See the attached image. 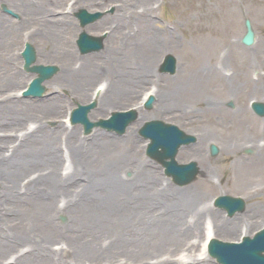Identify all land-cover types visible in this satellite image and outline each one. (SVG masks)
<instances>
[{"label":"bare ground","instance_id":"obj_1","mask_svg":"<svg viewBox=\"0 0 264 264\" xmlns=\"http://www.w3.org/2000/svg\"><path fill=\"white\" fill-rule=\"evenodd\" d=\"M90 1L97 3L100 0ZM237 2L239 1H204L200 5L202 11L198 10L199 13L195 15L190 14L184 21L185 23L198 24L201 17H204L205 19L200 24L209 25L213 28V34L199 33L195 35L194 43L192 42L193 45H191L187 38L183 41L177 38L175 31L180 22L173 24V27L165 26L162 29V34L153 28L156 23L152 14L154 6L151 0H140L137 6H131V3L123 0L120 9L117 7L112 14L119 22L111 29L105 47L106 56L104 58L110 60V67L97 69L106 74L110 81L98 98L97 109H92L90 114L95 115L97 112L107 111L133 96L138 83L144 80L141 74L147 71L145 66H147L148 59L157 62L156 59L160 52L165 49L178 48L180 67L174 75L167 78V82L163 86H159L154 92L155 96L161 93V103L157 105L155 111L163 114L168 109L172 112L180 109L181 116L185 117L190 112H194L193 102H196L203 103V111L212 116L220 113L228 115L230 117L228 128H231L229 131L231 137L221 142L223 154L229 155L236 152L240 145L245 146L248 143L256 145V153L251 155L249 161L245 156H239L233 161V170L236 174L242 170L243 172L252 169L264 171V141L259 145L254 142L252 136L245 132L249 129H255V132L263 133L264 131L258 121L250 118L244 108H235L233 112H230L227 107H224L225 110L222 109L216 100L203 101L206 97L204 96L205 92L214 94H225L229 93L230 90H237L238 92L242 88L248 90L255 83L264 81V74H260L257 80L254 79L253 70L256 66L255 63L250 62V52L241 49L233 38L232 22L226 15L230 12L228 8L231 7V4ZM225 4L228 5L227 9L224 7ZM109 16V13L105 14L101 21L98 20L99 22H95L94 25L103 23ZM60 18L61 23L65 24H61L59 29L63 41L68 37L69 31L75 32L76 27L73 26L76 25L67 20L66 16L54 17L55 20H60ZM123 21H132L141 28L142 40H144L142 45L134 44V47H132L133 44L129 45L127 51L119 50V47L115 46L112 39L116 37V34L117 37H119L118 34H121L120 24ZM133 33L132 30L126 32L129 37L131 36L129 39H132ZM261 45L262 48L256 53V56H264V39ZM60 46L63 48L60 49V52L64 60L73 57L75 53L70 43L67 42L64 45L61 43ZM46 50H41V55L48 54V50ZM227 60H229L231 69L229 73H227L229 70L226 64ZM75 80H71V82L76 88L79 79ZM80 90L86 91L85 86L77 91ZM150 91L152 92V90H148V92ZM65 100L64 97L53 94L50 102L53 103L55 109L58 107L61 109ZM86 100L87 98L84 101ZM26 105L30 108H25ZM25 109L29 112L33 110L37 115L46 113L45 109H35L33 103L22 104L19 97L14 99L9 95L7 98L1 99L0 126L2 128L21 126V121L25 117L23 113ZM141 109L143 108L139 106V118L127 128L122 138L114 134L111 138L105 131L93 129V139L92 142H88V146L76 137L74 129L68 130L66 128H63L66 134V146H62L64 142L61 137L57 136V131L62 129L59 125L56 127L57 129L51 130L41 123L30 135H27L25 142L13 140L11 133L7 131L8 128L0 129L5 130L4 134H0V193H6L7 196L6 189H15L16 186L20 188V185H24L21 189L22 192H20V198L25 196V198L30 199V203H27L29 206L38 202L42 206L41 211L35 217L29 218L28 216L12 223H2L8 219L1 213L9 207L1 200L0 252H5L13 247L17 238L22 239L19 236L23 235H25L23 238L36 237V239L39 238L40 242H43L46 226L32 228L33 224L36 225V222L43 224L52 217L54 212H67L69 208H72L69 204L78 202L75 200L76 198H73V194L76 193L74 190L77 191L78 189H76L77 186L72 189L71 185L80 179L87 180L81 192L85 190L83 192L85 203L83 204H85L84 209L90 217L85 215L81 220L82 230L77 233L79 241L71 240L76 252L79 249L85 250L86 241L94 244V253L106 251L105 253L109 256H119L118 252H125L126 256L123 257L121 264H212L211 258L206 252L208 238L216 236V233L233 234L237 228L240 231L239 235L242 234V230H245L246 233L249 232L248 220V223L241 226L240 222L237 223L238 216L224 218L203 200L217 188V183L210 174V165L209 167L205 165L207 149L201 142L207 140L208 134H205L204 130L199 134L197 133L200 135V142L180 147L177 154L179 158L190 155L200 158L201 164L200 162L199 164L203 170L201 174H204V177L198 181V184L203 190H198L197 186L173 188L169 179L164 180L161 176L156 164L142 154V149L146 145L136 130L148 116L142 115ZM49 111H51L50 108ZM214 138L217 141V138ZM116 139L118 141H115ZM7 140L10 141L7 143L13 146L12 148L4 146V142ZM72 141L79 144L74 146ZM61 147L63 151H61ZM70 147L71 159L66 154ZM60 158L63 160V164L66 163V159L71 162L68 165H61ZM37 159L39 167L48 169V172L44 175L38 174L35 179L24 181L27 176H20L25 171L22 168L29 169L35 166L31 162H35ZM126 169L132 171L129 176L125 174ZM242 174L239 177L231 178L234 189H240L239 184L245 183ZM159 185H162V188L157 195L165 196L167 201L163 204H158L159 199L156 198L157 195L155 196L157 192H153V189ZM258 188L263 190L264 183L260 184ZM54 190L61 191L63 195L69 192L72 194L71 200H68L67 196L64 195L65 202H60V205L63 206H53L51 200H46V198L50 197ZM256 190L258 189L252 188L249 192L252 193ZM26 194L29 195L26 196ZM79 195L82 196L81 193ZM61 197L59 196V200ZM73 200L74 202H71ZM79 204L82 203L78 202L77 205ZM207 213L210 216L205 223H202L201 219ZM218 216L217 222L213 220ZM200 222L201 226L199 225ZM104 227H112L113 235L117 233V237L112 238L109 243H105L103 240L107 236V233L103 231ZM200 227L205 232L201 255L196 254V241L188 239L194 231L197 233L196 235L193 234L194 237L197 236ZM93 235L97 236L104 245H97L93 241ZM171 242L181 246L186 245L185 248L189 255L187 254L186 257L181 255L175 258V250L166 247V244ZM28 243V247L30 246L33 251L25 256L23 251L19 252L20 257H24L20 258L22 260L17 264H61L63 258L58 256V252L66 253L72 246L68 241L67 246H62L60 250L47 251L46 247L41 250L37 248L34 250L36 242L33 247L31 242ZM161 251L164 253L160 254ZM151 255L153 256L150 257ZM187 258L188 260H186Z\"/></svg>","mask_w":264,"mask_h":264},{"label":"rangeland","instance_id":"obj_2","mask_svg":"<svg viewBox=\"0 0 264 264\" xmlns=\"http://www.w3.org/2000/svg\"><path fill=\"white\" fill-rule=\"evenodd\" d=\"M101 1V2H100ZM97 3H92L90 0H0V99L7 98L9 95L12 98L19 97L21 98V103H33L35 109H45V114L37 115L35 112L26 111L25 109L23 111L24 118L21 121V126L19 127H4L2 128L0 126V129H9L7 130L8 133H11V136L13 140L15 139L17 142H25L27 139V135L34 131L35 128L40 125L41 123L45 124L49 129H57L56 127L59 125L62 127V129L57 131V136L61 137V140L64 142L62 143V146H66V134L63 130V128H66L68 130L74 129L76 133V137H78L83 144L88 146V142H92V132L95 129H100L102 131H105L109 134V136L112 138V134L122 138L125 134H117L114 132H109L106 129L96 127L92 132L89 134L84 133L83 126L81 124H70L67 117L69 115V110L74 107L75 103L77 101L84 102L85 98H89V95L92 92L91 89L95 88L100 83H105L107 86L109 80L108 76L104 74L103 72L97 70L110 67V60L104 58L105 55V48L99 51L90 52L83 54L79 51L77 45H76V37L81 29V26L78 23V20L76 17H74L72 14V11L74 8L79 7H86L89 10H105L108 9V11L105 13H109L110 16L108 19L103 21V23L99 25H94V23L86 26V29L93 34H100L105 29H111V27H114L115 24L117 25L118 19H116L115 16H112V14L115 12L117 7L120 9V5L122 4L123 0H100ZM128 3H131V6H137V4L140 2V0H127ZM204 1L209 0H151L154 9L152 11L153 18L155 20L154 29L160 32L162 34V29L165 26L173 27V24L179 23V26L177 27L175 33L177 35V38L183 41L184 39H188L191 42L194 43V36L198 35L199 33H211L213 34V28L209 25H202L200 24L202 20L205 18L201 17V21L198 24H187L184 21L187 20V17L190 14H196L199 13L198 10L202 11L200 8V5ZM237 3H232L231 7L228 8V5L225 4V8L230 10V12L226 15L232 22L231 25L233 27V38L238 43L239 47L243 49L244 51L250 52L251 56H249L250 62L255 63V69L253 70V76L254 79L257 80L260 74H264V56H256V53L259 52V50L262 48L261 42L264 39V0H238ZM133 3V4H132ZM6 6V7H5ZM10 9V11H8ZM13 9V10H11ZM66 9V15H64V11ZM25 11V13H24ZM16 12L20 13L17 14ZM104 14V15H105ZM60 16H66L67 20H70L72 24L74 23L76 26V30L69 31L68 37L66 40L62 41V37L59 34V29L62 25L61 18L60 20H55L54 17H60ZM112 16V17H111ZM103 17V16H102ZM250 18L252 20L253 27L256 32V41L252 45H246L241 41V38L246 31L245 28V19ZM179 19V21H178ZM101 21V19H99ZM98 21V22H99ZM62 24V25H61ZM121 27V34L117 37L112 39L116 47H119V50L127 51V47L129 48V45H132L134 47L135 45H142L141 43L144 42L142 40V30L140 27H137L132 21H123L122 24H120ZM119 30V31H120ZM128 30H132L134 33V36H132V39H129L130 37L126 34ZM110 34V33H109ZM128 37V38H127ZM15 38V39H14ZM126 38V39H125ZM109 37L105 41V47L108 43ZM26 41H31L37 49V61L42 63H56L60 66L59 72L54 75L49 80L45 81L46 84V91L43 96L41 97H23L20 94L21 89H23L25 86H27L34 76L33 74L27 72L23 68L24 59L21 55V51L25 46ZM134 41V42H131ZM70 43V46L72 47V50H74L73 57L69 58L68 60H64L62 58V54L60 52V49H63L60 45ZM149 44V43H147ZM47 49L48 54L41 55V50ZM55 49V50H51ZM46 50V51H47ZM108 52V51H107ZM173 53L177 59H178V69L180 67L181 61H180V52L178 48L175 49H165L162 52L158 54V57L153 61V59H148L147 66H145L147 71H144L141 76H143L144 81L139 86H137V90L135 91V94L133 96H130L125 101L120 102L119 105L113 107V108H123L127 107L128 105L132 104H141L142 103V97L146 90L156 86H163L167 82V78L171 77L172 74L169 73H161L159 71V64L162 61L163 56L166 53ZM50 53V54H49ZM67 56V55H66ZM149 58V56H147ZM63 59V60H62ZM227 68L229 69L227 73L231 71L229 60L226 62ZM67 65L66 67H64ZM158 74V75H157ZM147 75L151 77H147ZM157 75V76H156ZM78 76H80L78 78ZM72 78V79H71ZM151 78L150 80H147ZM79 79L76 88L73 86V83L71 80ZM76 81V80H75ZM85 86V90L77 91L79 88ZM76 90V91H75ZM87 93V94H86ZM53 94H56L58 96L64 97L66 96L65 103L59 109L54 108L53 103H51V99L53 97ZM161 93L156 95V100L153 102L152 108H145L141 106L143 109H141L142 115H147L148 118H163L164 120L173 122L178 124L181 128L186 130L187 132H193L197 135L200 132L205 131V134H208L207 140L203 142V146H206L207 153H205L206 156V163L205 165L209 167L210 165V174L213 176V180L217 183V188L212 191V193L206 197L203 198L205 202H207L209 205L213 207V210L217 211L218 214H221L224 218H234L238 216L237 223L243 226L245 223L249 222V232L246 233L245 230H242V234L239 235L240 231L238 228L234 230L233 234L230 235H222L216 233V237L222 239V240H229V241H235L242 238L244 234H254L256 230H259L264 226V189L260 190L258 186L260 184L264 183V171H259L257 169L247 170L243 172V170L236 174L235 171L232 168L233 161L239 157V156H245L247 160L249 161L251 155L255 154L256 152V145H251V143H248L247 145H240L239 150L232 154H223L221 150V142L230 138L231 134L228 121L230 120V117L228 115H225L223 113L217 114L216 116H212L208 114V112L203 111V103H196L193 102V110L194 112H190L188 115L181 116V110L176 109L174 112L171 110H166L164 113H157L155 111L157 105L161 103L160 101ZM206 97H204L203 101L205 100H216L218 104H220V107L225 110L224 107H227V109L230 112H233V109H241L244 108L247 111V115L258 121V124L261 125V129L264 131V117H261L257 115L254 110L251 107V100L252 99H262L264 100V81L261 80L258 84L255 83V85L251 86L248 90L245 88H242V90H230L229 93H221V94H214L205 92ZM84 97V99H82ZM229 101H233L234 105L230 106ZM86 102V101H85ZM25 108H30V106H27ZM49 108L51 111H49ZM107 111H100L97 112L95 115L90 114V118L95 120L100 117H104L106 113H109V110ZM97 109L94 108V110ZM29 112V113H28ZM192 118V119H191ZM31 125H34V127H31ZM11 126V125H10ZM134 126V125H133ZM11 128V129H10ZM5 130H2L4 134ZM247 134L249 136H252L254 138V142L258 143L259 145L262 144L264 141V132L263 133H257L255 132V129H249L246 130ZM136 133H138V130H136ZM236 134V133H235ZM139 135V134H138ZM212 136V138H210ZM143 141L144 138L140 136ZM198 141L195 143L200 142V135H197ZM216 137L217 141H215ZM210 138V139H208ZM213 139V140H211ZM235 141V138H233ZM115 141H118L117 139ZM10 141H5L4 146L12 148L13 146L8 145ZM73 142V141H72ZM216 143L219 148L220 152L218 155H212L209 152V145L210 143ZM74 143L75 145H78L79 143ZM58 144V141H57ZM69 144V143H68ZM201 144V143H200ZM61 145V144H60ZM69 146V145H67ZM31 148V147H30ZM69 148V147H68ZM87 148V147H85ZM146 146L142 149V154L144 157L151 160L153 163L156 164V166L159 168L161 172V176L164 178V180L169 179L171 183V187L173 188H189L197 186L198 190H203L198 184V181L204 177V174H201L203 170L200 169V172L197 174L196 178L192 180L189 184H185L183 186L177 185L173 182L172 178H169L164 173V168L161 163L157 162L153 158L149 157L146 152ZM250 150V151H247ZM61 151H63L61 147ZM71 147L69 151L66 153L67 156L71 159ZM60 152V150H59ZM64 154V152H63ZM65 158V156H64ZM179 160L189 161L191 159L197 160L200 162V158L196 156H188V157H181ZM66 159L65 161H67ZM38 159L35 162H31L32 165H35L33 167L28 168H22L25 169L23 174H20L22 177H26L24 181L32 180V178H36L38 174L44 175L46 172H48V169L40 168L38 164ZM61 165L63 164V160H61ZM201 164V162H200ZM132 173L131 170L126 169L125 174L130 175ZM244 173V174H242ZM243 175V179H245V183L239 184L240 189H234L233 183L231 181L232 177H239L240 175ZM20 180V178H19ZM87 180L86 179H80L77 180V182H74L71 187L72 189L77 186L76 192L73 198H76L78 202L82 203L77 205L78 202L69 204L72 208H69L67 212L65 211H56L53 213L52 217L48 219L45 223L36 222V225L33 224L32 228H38L40 226H46L45 231V238L43 242L39 241V238L36 239V237H22V239L17 238L16 243H14V246L9 248L5 252H0V264H17L21 262L25 255H28L29 253L33 251L32 248L30 249V246L28 247V242H31V245L36 246L34 250L37 248L39 250L46 247L47 251L49 250H60V248L66 247L67 242H70V245H72L71 240L74 242H78L79 238L77 236V233H79L81 229V220L85 217L88 213H86L84 207L85 198L83 197V190L81 192L82 187L86 185ZM238 183V182H237ZM79 186V187H78ZM24 187V185H20V188H8L5 191L6 193H0V203L1 200L4 201V203L7 204L9 209L3 210V213H1L6 219L3 220L8 223H12L18 219H24L29 216L35 217L42 209L41 204L38 202L35 205L29 206L27 203H30V199L25 198V196L20 198L21 196V189ZM162 185L157 186L153 189V192H157L155 196L161 192ZM258 189L252 193L249 191L252 189ZM250 189V190H249ZM1 192V191H0ZM82 194L79 195V194ZM232 194V195H239L243 196L246 199L247 205L243 212H237L233 216H229L225 210L216 207L213 204V200L216 196L219 194ZM29 194H26L28 196ZM64 195L67 196L68 200H71L72 194L69 192L64 193ZM61 191L54 190L50 197L46 198V200H51V203L53 206H63L60 205L61 201L65 202V197ZM59 196H62L59 200ZM82 198V199H81ZM156 198L159 199L158 204L166 203L165 196L157 195ZM70 202V201H69ZM71 202H74L71 201ZM2 206V204H1ZM93 214L95 215L94 211ZM64 215L66 217V221L61 220V216ZM209 214H205L201 221L202 223L206 222L209 218ZM87 217H90L87 215ZM245 217V218H244ZM219 219V216L217 218H214L217 222ZM248 220V222H247ZM35 223V222H34ZM201 226V222L199 223ZM208 225V224H207ZM42 228V227H40ZM198 235L194 237L193 234H197L195 231L194 233H191L189 236L190 241H196V254H200L202 251V245L203 241L205 239V232L202 231L201 227L198 228ZM27 231V230H26ZM25 231V232H26ZM103 231L107 233V236L103 238L105 243H109L112 238L117 237L116 234H112V227L106 228L104 227ZM93 241L97 245H104L97 236L93 235ZM86 248L83 251L82 249H79V251H75V246H70V250L68 252L59 253L58 256H62L63 262L61 264H121L123 262V257L126 256L125 252L121 251L118 252L119 256H109V254L104 253H94L95 246L91 242H86ZM55 246H59L56 248ZM167 248H171L175 250V258H178L179 256L183 255L186 257L188 253V250L185 248L186 245H177L174 242H171L170 244H166ZM84 248V247H83ZM23 251L24 256L20 257L19 252ZM164 253L161 251L160 254ZM47 255V254H46ZM151 255L150 257H152ZM211 258L212 264H220L216 261V259L209 255ZM193 258V257H192ZM154 259V258H151ZM191 259V258H189ZM20 260V261H19ZM188 260V258L186 259Z\"/></svg>","mask_w":264,"mask_h":264},{"label":"water","instance_id":"obj_3","mask_svg":"<svg viewBox=\"0 0 264 264\" xmlns=\"http://www.w3.org/2000/svg\"><path fill=\"white\" fill-rule=\"evenodd\" d=\"M77 15L80 17L82 25H85L98 18L101 13L88 12L82 8L77 12ZM246 26L247 32L243 37V41L251 44L254 41V30L250 19H246ZM78 44L82 52L100 49L103 47V37L90 35L83 30L78 39ZM24 54L26 58L25 66L31 71L38 72V76L32 81L29 90L25 94L41 95L45 90L42 82L51 77L58 70V66L42 64L32 66L31 63L35 61L36 53L34 47L30 44ZM175 67L176 59L172 54H168L162 69L174 71ZM153 98V96L150 98L148 106H151ZM94 105L95 103L79 105L73 111V122H83L86 132H90L96 125H102L122 133L125 131L126 126L137 117L135 110L115 111L109 119L91 121L88 112ZM253 106L259 114L264 115V102L255 101ZM141 132L152 138L149 153L163 161L166 165V172L172 174L175 181L184 184L194 179L198 172L196 162L180 164L175 159V155L182 143L195 140V136L186 134L177 125L160 119L147 121L141 128ZM159 147H162V149L160 150ZM211 149L214 154L218 152V147L215 144L211 145ZM216 204L226 208L229 214H233L237 210H243L246 203L241 197L220 195L216 199ZM209 250L223 264H264V228L259 230L253 237L245 236L242 242H229L214 238Z\"/></svg>","mask_w":264,"mask_h":264}]
</instances>
